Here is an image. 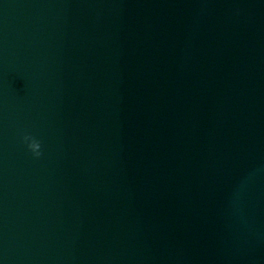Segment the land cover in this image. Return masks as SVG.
Here are the masks:
<instances>
[{"label":"clouds","instance_id":"9594fccd","mask_svg":"<svg viewBox=\"0 0 264 264\" xmlns=\"http://www.w3.org/2000/svg\"><path fill=\"white\" fill-rule=\"evenodd\" d=\"M22 142L26 145L34 158H40L43 155L41 141L35 136L25 134L22 136Z\"/></svg>","mask_w":264,"mask_h":264}]
</instances>
